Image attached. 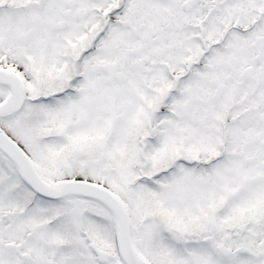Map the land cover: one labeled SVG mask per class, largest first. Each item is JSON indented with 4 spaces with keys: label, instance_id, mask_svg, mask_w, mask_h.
<instances>
[{
    "label": "snow or ice",
    "instance_id": "obj_1",
    "mask_svg": "<svg viewBox=\"0 0 264 264\" xmlns=\"http://www.w3.org/2000/svg\"><path fill=\"white\" fill-rule=\"evenodd\" d=\"M0 264H264V0H0Z\"/></svg>",
    "mask_w": 264,
    "mask_h": 264
}]
</instances>
